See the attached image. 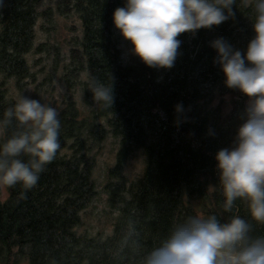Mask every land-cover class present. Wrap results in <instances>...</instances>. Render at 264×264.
<instances>
[{"label":"trees","instance_id":"obj_1","mask_svg":"<svg viewBox=\"0 0 264 264\" xmlns=\"http://www.w3.org/2000/svg\"><path fill=\"white\" fill-rule=\"evenodd\" d=\"M124 4L4 0L0 8V118L25 95L56 108L61 122V147L37 185L27 191L20 184L6 186L0 264H142L173 224L191 215L214 214L221 221L238 215L251 224V236H264V224L251 218L247 201L238 198L231 211L224 210L215 160L219 149L231 145L248 98L224 85L210 42L222 36L243 54L255 35L253 7L236 0L234 18L195 35L181 33L174 66L155 69L137 56L129 62L123 56L113 12ZM57 18H75L80 27L72 24L69 37L60 38ZM37 26L46 41H40ZM98 83L112 85V107L94 101L89 85ZM76 90L91 108L89 117L78 106ZM178 102L188 117L179 126ZM16 127L13 120L0 143ZM109 138L120 144L119 160L103 192L117 216L110 234L85 235L78 229L99 199L95 170ZM135 151L145 165L128 183L123 165Z\"/></svg>","mask_w":264,"mask_h":264},{"label":"clouds","instance_id":"obj_2","mask_svg":"<svg viewBox=\"0 0 264 264\" xmlns=\"http://www.w3.org/2000/svg\"><path fill=\"white\" fill-rule=\"evenodd\" d=\"M236 0H125L113 12L114 26L132 45L130 51L147 67L170 69L179 55L181 33L195 35L234 18ZM255 12L254 37L245 52L220 36L210 42L213 60L224 74V85L247 98L242 123L230 146L215 154L216 170L231 211L238 198L247 201L250 216L264 224V0H244ZM4 0H0V8ZM93 99L112 107V85H89ZM175 123L187 122L184 106H174ZM56 108L18 95L0 118V137L13 120L16 130L0 143V186L37 185L40 174L61 147V122ZM211 133V131L209 132ZM28 156L25 161L20 157ZM23 196V193H21ZM251 224L236 215L221 221L216 215H191L173 224L142 264H264V236L250 235Z\"/></svg>","mask_w":264,"mask_h":264},{"label":"rangeland","instance_id":"obj_3","mask_svg":"<svg viewBox=\"0 0 264 264\" xmlns=\"http://www.w3.org/2000/svg\"><path fill=\"white\" fill-rule=\"evenodd\" d=\"M57 23L60 24L59 37L60 38H67L69 37V31L66 28H69L72 24L79 25L80 21L71 18V19H64V18H57ZM40 28V26H39ZM38 26L37 31L39 35L40 41H46V36L40 33ZM117 34H119L122 45H123V56L126 61H131L135 57L130 51L132 45L129 41L125 40L124 37L121 35L120 31L117 29ZM82 90V89H79ZM79 90L77 92V99H78V106L86 115L90 116L91 108L85 107L82 101L84 95L80 93ZM120 149V144L117 140L109 138L105 143L103 148L100 151V155L98 158V164L95 170V179L97 185L99 186L100 196L97 201H95L91 208L87 209L83 216V223L81 227H79L80 233L90 236H96L99 234L107 235L110 234L113 230V223L115 222L116 213L112 211L108 204H107V196L103 192V185L107 181L108 172L112 170L118 163L119 157L118 152ZM145 165V158L144 156L138 151H135L130 157L125 161L123 165L124 175L128 178L129 182L135 181L143 172ZM113 181H117V177L112 178ZM9 193L6 186H0V200L5 201L8 199ZM20 264H28L26 261H22Z\"/></svg>","mask_w":264,"mask_h":264}]
</instances>
